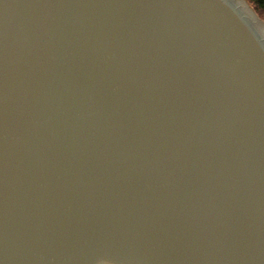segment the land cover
<instances>
[{
    "label": "water",
    "instance_id": "95a60500",
    "mask_svg": "<svg viewBox=\"0 0 264 264\" xmlns=\"http://www.w3.org/2000/svg\"><path fill=\"white\" fill-rule=\"evenodd\" d=\"M0 264H264L247 0H0Z\"/></svg>",
    "mask_w": 264,
    "mask_h": 264
},
{
    "label": "trees",
    "instance_id": "16d2710c",
    "mask_svg": "<svg viewBox=\"0 0 264 264\" xmlns=\"http://www.w3.org/2000/svg\"><path fill=\"white\" fill-rule=\"evenodd\" d=\"M255 7V9L264 15V0H249Z\"/></svg>",
    "mask_w": 264,
    "mask_h": 264
},
{
    "label": "rangeland",
    "instance_id": "374dc122",
    "mask_svg": "<svg viewBox=\"0 0 264 264\" xmlns=\"http://www.w3.org/2000/svg\"><path fill=\"white\" fill-rule=\"evenodd\" d=\"M247 2H248L249 5L253 8V10H254V12L256 13V15H257L260 19H262V20L264 21V15L261 14L260 12H258V11L255 9L254 5H253L249 0H247Z\"/></svg>",
    "mask_w": 264,
    "mask_h": 264
}]
</instances>
